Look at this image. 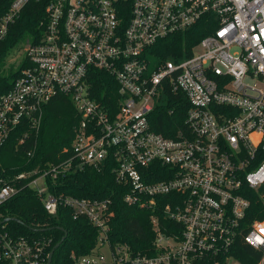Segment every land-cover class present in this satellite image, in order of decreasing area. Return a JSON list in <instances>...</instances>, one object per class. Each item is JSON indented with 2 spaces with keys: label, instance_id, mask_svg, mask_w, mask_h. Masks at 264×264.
<instances>
[{
  "label": "built area",
  "instance_id": "built-area-1",
  "mask_svg": "<svg viewBox=\"0 0 264 264\" xmlns=\"http://www.w3.org/2000/svg\"><path fill=\"white\" fill-rule=\"evenodd\" d=\"M30 1L9 0L0 43ZM46 1L42 37L28 39L26 65L0 95V148L19 129V144L37 137L58 96L72 100L80 120L67 157L0 179V204L18 193L15 180L35 176L28 185L49 214L68 208L98 230L95 249L73 254L75 264H245L237 254L264 264V0ZM203 22L215 26L210 34L181 57L162 58L159 42ZM105 79L117 87L114 95L104 86L111 107L94 88ZM180 99L185 127L175 137L155 132V108ZM107 162L130 189L125 203L169 200L165 220L151 217L149 254L112 244L111 199L50 190L48 179ZM49 245L0 232V264H48Z\"/></svg>",
  "mask_w": 264,
  "mask_h": 264
},
{
  "label": "trees",
  "instance_id": "trees-1",
  "mask_svg": "<svg viewBox=\"0 0 264 264\" xmlns=\"http://www.w3.org/2000/svg\"><path fill=\"white\" fill-rule=\"evenodd\" d=\"M8 6L9 0H0V16L6 12ZM46 6V0L30 1L20 18L10 27L5 40L0 43V95L10 90L14 79L26 65L23 58L17 70L14 68L6 70L5 62L8 55L24 38L29 37L33 42H37L42 37L47 21ZM214 28L213 24L203 22L190 31L162 40L159 42L162 58L181 57L185 48L190 50ZM107 79L102 84L95 83L94 88L99 100L111 107L110 101L103 98L102 94L107 88L109 93L117 95V87L112 80ZM180 101L181 104L178 103ZM186 110L187 105L183 99L175 104L155 108L150 119L152 129L164 136L175 137L178 131L185 127ZM79 120V113L69 97L55 98L45 108L37 137L19 144L18 139L23 133L19 129L0 148V179L10 182L20 173L44 168L48 162L55 163L67 157V153L63 151L71 147L74 128ZM29 151L33 152L32 156L28 155ZM115 166V163L110 162L105 163L101 169L85 166L68 173L55 184L48 179L50 190L80 198L111 199L114 216L110 223L109 237L112 244H127L133 253L149 254L155 237L151 217L156 216L160 221L165 220L163 209L169 200L166 196L157 197V203L144 207L125 203L124 197L130 189L116 181L113 170ZM34 177L14 181L18 193L0 204V232L17 239L50 241L47 248L50 252L63 239L65 234L60 229L63 228L67 232V237L54 252L52 264H75L73 254L85 256L95 249L98 230L86 218L75 219L68 208L59 207L55 215L49 214L44 208L43 195L28 185ZM7 218L15 220L6 221ZM243 248L246 252L251 251L249 247ZM237 257L247 264L244 256L237 254Z\"/></svg>",
  "mask_w": 264,
  "mask_h": 264
},
{
  "label": "rangeland",
  "instance_id": "rangeland-1",
  "mask_svg": "<svg viewBox=\"0 0 264 264\" xmlns=\"http://www.w3.org/2000/svg\"><path fill=\"white\" fill-rule=\"evenodd\" d=\"M29 37H26L23 39V41L8 55L6 62H5V69L10 70L11 68H14V70H17L18 65L21 63V61L24 58L25 55V49L28 44ZM247 83L254 85V80L248 79L246 81ZM46 182L44 179H40L38 181V187L41 189L45 188ZM36 190V189H35ZM103 253L106 257V260L109 261L110 259V250L108 247L103 248Z\"/></svg>",
  "mask_w": 264,
  "mask_h": 264
},
{
  "label": "water",
  "instance_id": "water-1",
  "mask_svg": "<svg viewBox=\"0 0 264 264\" xmlns=\"http://www.w3.org/2000/svg\"><path fill=\"white\" fill-rule=\"evenodd\" d=\"M9 220H15L14 218H7L6 221H9ZM63 232H64V237L63 239L58 242L53 248L52 250L50 251L49 253V256H48V264H52V259H53V255H54V252L56 251V249L61 245V243L65 240V238L67 237V232L63 229V228H60Z\"/></svg>",
  "mask_w": 264,
  "mask_h": 264
}]
</instances>
